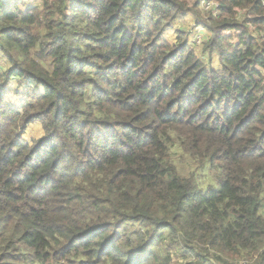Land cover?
Instances as JSON below:
<instances>
[{
	"label": "trees",
	"instance_id": "16d2710c",
	"mask_svg": "<svg viewBox=\"0 0 264 264\" xmlns=\"http://www.w3.org/2000/svg\"><path fill=\"white\" fill-rule=\"evenodd\" d=\"M0 264H264V0H0Z\"/></svg>",
	"mask_w": 264,
	"mask_h": 264
},
{
	"label": "rangeland",
	"instance_id": "374dc122",
	"mask_svg": "<svg viewBox=\"0 0 264 264\" xmlns=\"http://www.w3.org/2000/svg\"><path fill=\"white\" fill-rule=\"evenodd\" d=\"M190 1L193 2L195 0H190ZM207 4H210V6H212V7L214 5H217L215 3H207ZM202 7L203 8L206 7V3L203 2ZM192 18L194 20L193 16H192ZM194 23H195V20H194ZM194 23H189L184 19V22L180 26L181 27L180 29L183 28L182 26L185 27L184 31L189 33V38H188L189 44L195 49L198 56L206 63V65L208 67H210V66L215 67L216 66V67H218L217 69H220L221 68L220 65L217 66L216 61H214L218 58L216 56L209 58L204 53V44L210 38L211 34L208 33L207 31H205L203 28H201V27L199 28V27L195 26ZM174 25H175V23L173 24V26ZM17 89H19V86ZM40 91H42V89L38 90V92H40ZM9 97H13V96L11 95ZM174 160H175L176 167L182 176L185 177V176H189V175H195L197 178H199V181H200L202 187H207L208 185L211 184L210 179H208L207 177H204L199 172V170L195 167V163L190 158L184 157L181 153L177 152L175 157H174Z\"/></svg>",
	"mask_w": 264,
	"mask_h": 264
},
{
	"label": "crops",
	"instance_id": "0c3cea01",
	"mask_svg": "<svg viewBox=\"0 0 264 264\" xmlns=\"http://www.w3.org/2000/svg\"><path fill=\"white\" fill-rule=\"evenodd\" d=\"M185 20L187 22H189V23H194V20H193V18H192L191 15H187V17L185 18ZM183 22H184V20L183 21L175 22V25L166 32V39L168 40V42L170 44H175L177 42L176 32L179 31V30H181L180 29L181 28L180 26L182 25ZM182 27L185 28L184 26H182ZM169 31H171L172 33H170L168 35V32ZM214 61H216V65L217 66L220 65L218 59H216ZM215 68H218V67L215 66ZM16 87L18 88V82L17 81H13L10 84V86H9V90H11V91H17L18 93H22L23 92L22 89H17ZM39 93H44V90L40 91ZM7 103H10L16 109L21 110L22 107L25 104V101L22 98L14 97L13 96V97H7ZM43 136H44V131L42 129V126L40 124H33V125H31V126L28 127V130H27V134L25 136V139L27 140V142L32 143V141H35V140H37V139H39V138H41Z\"/></svg>",
	"mask_w": 264,
	"mask_h": 264
},
{
	"label": "built area",
	"instance_id": "2783aa9c",
	"mask_svg": "<svg viewBox=\"0 0 264 264\" xmlns=\"http://www.w3.org/2000/svg\"><path fill=\"white\" fill-rule=\"evenodd\" d=\"M206 10H210V9H213V8H218L217 5H214L213 7L210 6V4H206V7H204Z\"/></svg>",
	"mask_w": 264,
	"mask_h": 264
}]
</instances>
